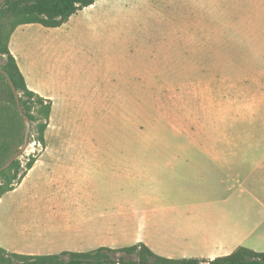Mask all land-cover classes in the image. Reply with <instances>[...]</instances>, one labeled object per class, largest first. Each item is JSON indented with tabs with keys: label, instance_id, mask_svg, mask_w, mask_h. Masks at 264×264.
I'll list each match as a JSON object with an SVG mask.
<instances>
[{
	"label": "rangeland",
	"instance_id": "374dc122",
	"mask_svg": "<svg viewBox=\"0 0 264 264\" xmlns=\"http://www.w3.org/2000/svg\"><path fill=\"white\" fill-rule=\"evenodd\" d=\"M18 35L29 86L55 104L45 147L30 140L19 157L38 163L0 210L82 207L92 217L67 230L57 216L21 251L136 238L174 251L181 241L151 227L166 228L173 210L206 223L226 210L238 234L264 242V0H95L59 28L24 25Z\"/></svg>",
	"mask_w": 264,
	"mask_h": 264
},
{
	"label": "trees",
	"instance_id": "16d2710c",
	"mask_svg": "<svg viewBox=\"0 0 264 264\" xmlns=\"http://www.w3.org/2000/svg\"><path fill=\"white\" fill-rule=\"evenodd\" d=\"M94 3L95 0H6L0 6V70L12 81L22 110L31 122L29 142L45 147L52 102L27 87L9 50L10 38L18 27L24 25L59 28L77 12ZM6 76L0 74V167L22 146L25 130ZM37 160L38 156H32L22 164L18 158L0 172V198L22 182ZM0 264H264V252L238 247L229 255L204 261L165 258L141 242L122 248L99 247L88 252L64 251L51 255L19 254L0 247Z\"/></svg>",
	"mask_w": 264,
	"mask_h": 264
},
{
	"label": "crops",
	"instance_id": "0c3cea01",
	"mask_svg": "<svg viewBox=\"0 0 264 264\" xmlns=\"http://www.w3.org/2000/svg\"><path fill=\"white\" fill-rule=\"evenodd\" d=\"M21 28L22 26L18 27L14 31L10 38L8 47L11 54L15 58L22 75L25 78L27 87L30 90L36 92L35 89H32L29 86L27 77L25 76V71H28L29 74V66L27 65L28 67L26 66L24 67V69L22 68L14 49L15 42L19 40L18 31ZM42 97L51 100L52 106L55 104L53 97ZM65 99L66 98L62 100L65 101ZM44 156L45 154H42L41 158H43ZM37 161L36 163H38ZM86 195L89 196L88 194ZM2 198H0V200ZM85 209L87 208L85 207ZM88 213L89 210H83L82 207L81 210L64 211L0 210V247L9 252L30 255L32 253L21 251L22 249L20 247L24 246V244L26 243L24 242L26 241L24 239H32L30 243H39L43 239L41 238L42 233L43 235H46L47 233L50 234L53 230L56 229L52 225V222L57 216H60L64 219L67 225L66 229L70 230L73 228V226H79L89 222L92 217H90ZM184 214L185 210H173L168 220L166 221V228H164L162 222H159L158 220H153L151 224V227L153 228V231L155 233L161 232L160 234H158L160 235V238L162 240L169 238L171 243H176V240H180L181 243H176V246H179L178 249H174V251L161 252L155 249V245H150V243L147 241L148 239L142 240L136 238L135 243L141 242L149 247V249H151V251H153L156 255L170 259L197 258L204 261H211L216 257L229 255L238 247H248V249H251L255 252H264L263 236L259 237L258 232L254 230L249 232L246 230V228H243L241 230V234H238L237 231H235L236 229L234 230L230 226L231 219L229 217L231 213H227L226 210L222 214L223 218L219 220V222L214 221L213 223H206L205 221L202 222L198 217V213L196 212L195 216H190L188 213H186L187 218L184 217ZM39 215H42V217L48 220L46 224L42 223ZM98 217L102 218L104 217V214L101 213ZM180 217L181 219H179ZM26 219L29 220L30 224H23ZM182 219L186 220L187 223L180 226L179 220L182 221ZM48 223L51 225H47ZM163 229L165 230L162 232ZM34 232H37L36 236ZM165 232L167 233V235H163V233ZM21 242L22 245H20Z\"/></svg>",
	"mask_w": 264,
	"mask_h": 264
},
{
	"label": "water",
	"instance_id": "95a60500",
	"mask_svg": "<svg viewBox=\"0 0 264 264\" xmlns=\"http://www.w3.org/2000/svg\"><path fill=\"white\" fill-rule=\"evenodd\" d=\"M5 1L6 0H0V6ZM0 74H4L6 76L5 72L2 71V70H0ZM6 80H7V83L9 85V88H10V90L12 92V95H13V97L15 99L17 110H18L20 116L22 117V119L24 121L25 130H24V137H23V144H22V146L9 158V160L3 166L0 167V172L3 171V170H5V169H7L25 151L26 147L29 144V136H30V130H31V122H30L29 118L24 114V112L22 110V107H21V104H20V101H19V94L16 91V89H15L12 81L10 80V78L8 76H6Z\"/></svg>",
	"mask_w": 264,
	"mask_h": 264
}]
</instances>
